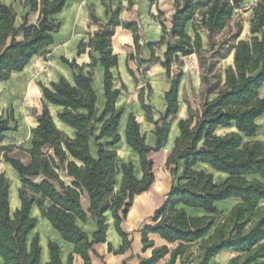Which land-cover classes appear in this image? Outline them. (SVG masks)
<instances>
[{
    "label": "trees",
    "instance_id": "16d2710c",
    "mask_svg": "<svg viewBox=\"0 0 264 264\" xmlns=\"http://www.w3.org/2000/svg\"><path fill=\"white\" fill-rule=\"evenodd\" d=\"M68 1L25 0L24 7H29L30 12L22 17L20 26H17L13 6L0 2V82L9 81L13 73L23 72L34 58L54 44L55 35L61 29L55 17ZM242 3L243 0H208L202 5L194 0L176 1L171 31L167 32L161 22L164 36L158 46L167 47L164 60L155 56V45H149L152 50L149 62L161 63L170 79V90L165 93V113L154 120V108L145 101V89L152 91L149 84L140 89L138 98L147 121L155 127V146L146 143L133 114L125 130L126 144L140 160L141 179L136 177L132 162L119 164L114 151L121 142L118 129L125 110L116 107L122 90L115 88L112 72V68L118 66V55L112 48L114 28L122 25L133 33L139 54L138 25L122 23L118 9L107 25L89 37L88 43L80 42L78 55L89 48L90 64L79 66L76 61L61 58L73 70L74 84L61 78L59 82L49 86L40 84V87L46 102L63 109L58 119L75 130V137L70 138L56 127L45 105L42 112L36 114L38 124L32 130V146L26 150L31 156L29 164L9 156V148H0L21 182L18 190L21 206L12 213L10 179L0 174V257L3 264H42L39 235L30 240L38 223L31 215L34 205L61 238L74 246V253L81 256L84 264H92L90 251L94 245L107 242L108 216L114 220L116 232L123 241L118 252L130 249L131 241L121 226L134 198L147 192L155 182V163L151 156L165 147L171 130L170 120L180 110L179 92L184 73L181 69L173 77L172 68L182 67V58L192 55L198 57L203 70L207 69L202 77L206 101L200 112L188 106V118L178 124L179 136L166 162L174 185L152 218L155 225L146 227L142 237L145 250L154 247L148 239L149 234L181 244L171 253L167 247L154 249L152 257L141 264H158L169 253L168 264H175L178 258L186 264L192 244L198 246L200 253L196 264H210L224 252L235 255L228 264H264V141L254 140L260 129L257 121L264 116V98L259 96L264 86V0L253 10L249 39L236 42L242 33V25L237 24V31L229 40L222 45L214 42L215 35L227 28ZM31 12L39 13L36 25L29 24ZM200 12L201 20L194 24V37H191L186 33V26L195 21ZM91 19L99 23L95 16ZM201 30L207 33L208 49L204 48ZM228 44H232L229 50L233 51V65L228 66L222 76L210 78L214 66L227 58L225 47ZM210 52L208 59L206 55ZM94 53H98L99 58ZM132 59L133 54L130 55ZM98 63L104 68L106 99L101 113L93 88V72ZM86 69L90 71L85 72ZM129 73L138 83L134 72L129 69ZM11 120V117L0 115V144L11 131ZM99 125L101 129L96 134ZM220 130L227 132L219 134ZM105 138L111 141L101 143ZM92 139L98 149L96 157L90 151ZM199 166L225 175V179L219 182L214 173L200 170ZM63 173L72 179L71 184L62 179ZM119 174H122V183L116 191ZM84 196L89 201L87 208L82 204ZM228 200H235L237 204L224 214L216 204ZM185 208L202 210L205 215L192 217ZM218 215L222 216L220 221ZM90 219L97 227L92 239L79 226V222L86 224ZM109 249L113 250L111 245ZM48 250L50 259L46 264H63L62 248L58 243L50 240ZM68 264H73L72 254Z\"/></svg>",
    "mask_w": 264,
    "mask_h": 264
},
{
    "label": "crops",
    "instance_id": "0c3cea01",
    "mask_svg": "<svg viewBox=\"0 0 264 264\" xmlns=\"http://www.w3.org/2000/svg\"><path fill=\"white\" fill-rule=\"evenodd\" d=\"M103 1H105V5L109 7V15H107V7L103 4ZM176 1L181 0L68 1L63 11L55 17V19L61 23V29L55 35L54 44L46 50V52L58 50L60 53L58 57H54L49 62L38 61L36 57L23 72L13 73L9 81L0 82V115H3L4 118H12L9 124L11 131L5 134L4 142L0 144V148H9V156L19 159L25 164H29L31 162V156L26 152V150L30 149L32 146V130L36 128L38 124L36 115H33L34 110L38 107L37 104L34 103L35 98L39 100L42 110L45 105L47 106L56 127L60 131L70 138L75 137V130L58 119V114L62 112L63 109L44 100L40 84L49 86L52 82H59L61 78L66 79L71 84H74V72L68 65L61 61V58H65L70 62L76 61L79 66L90 64L91 59L89 55V48H87L84 54L80 56L78 55L80 42L84 41L88 43L89 37L101 30L102 26L107 25L110 22L112 13L120 9L119 20L122 23H136L138 25L141 51L139 54L136 53L134 36L131 31L124 29L122 25L114 28L115 34L112 38V48L114 53L118 55V66L112 68V72L115 78V88L122 90V94L117 101L116 107L118 109L123 108L125 110L118 129L119 135L121 136V142L114 148V151L117 152V160L119 164L121 165L122 163L132 162L134 164L136 177L141 179L142 171L140 167V160L138 155L126 144L125 130L129 116L133 114L140 124L142 133L146 137V143L151 147L155 146V127L147 121L146 114L141 109L138 99L140 89L146 87L147 85L139 78V74L148 78L147 83L153 89V93H151L152 91L149 92L148 97H145V101L154 108L153 117L154 120H158L161 114H164L166 111L167 104L165 101V93L170 90V79L167 75V71L161 66V63L154 61L149 62L152 58V50L149 48V45H155L153 48L155 56L163 61L167 47L166 45L158 46L164 36L161 22H164L167 32H170L172 29V18L176 13ZM194 1L197 4L202 5H206L208 3V0ZM256 1L257 0H243V3L253 4ZM0 2L7 6H13L15 10V5L17 3L19 4L20 16L17 17V26L22 24V17L26 13L30 12L29 7H24L25 0H1ZM203 11H205V9ZM16 12L19 14L17 10ZM236 13L237 9L235 10L233 18L229 22L227 28L221 33L215 35L214 42H216V44H218V38L231 26L234 32L232 35L228 36L229 40L236 33L237 24L242 25V33L236 42L240 40H247L251 37L252 18L249 19L248 22L242 24L239 20H235L237 17ZM92 15L99 20V23H94L92 21ZM38 19L39 13L31 12L29 15V24L36 25ZM200 20L201 12L196 15L195 21L188 23L186 26V33L191 37H194V24L199 23ZM201 36L204 41V48L208 49L209 40L207 33L201 30ZM132 54L134 55V59L130 60V55ZM210 54H212V52H210ZM94 56L99 58L98 53H94ZM192 57L197 58L196 55H192L187 58H182V61ZM228 58L231 59L229 66L233 65V51H230L225 60ZM144 61L148 63H144ZM129 69L136 75L138 83H136L134 78L130 75ZM89 71V69L85 70V72ZM93 75V88L98 97L97 109L99 110V113H101L106 104L104 94V68L101 64L98 63L94 69ZM37 76H40V80L36 81L34 78ZM118 76L122 78L120 86L115 84ZM14 79H17V81ZM181 86L182 82L180 85L179 101H181ZM131 89L135 92L136 98L135 103H132L130 106L128 102H125V98L127 93L131 92ZM136 89L137 92L135 91ZM146 90L147 89H145V91ZM154 93L156 94L154 95ZM259 96L260 98H264V86L260 89ZM41 112L42 111L38 114ZM185 112H187L188 115V109L185 111L180 105L178 115L170 120L171 130L168 142L162 151L159 153H153L151 156L155 163V182L147 192L137 195L134 198L132 208L130 209L127 218L122 223V230L129 236V240L131 241L130 249L124 253L118 252L123 245V241L116 232L114 220L108 216L109 229L107 231V242L105 244L93 246L90 251L92 264H141L143 260H149L152 257L154 249L167 247L171 253L181 244L180 242L169 243L157 234H149L148 239L154 243V247L145 250L142 237L143 230L146 227H152L155 225L152 218L155 212L162 207L174 185V178L172 177L169 169L166 167V162L172 152L175 140L179 136L178 124L181 120L187 119ZM183 114L184 116H181ZM257 122L260 125V129L258 130L257 136L254 140L264 141V116ZM100 129L101 125L97 127L96 134H99ZM226 132L227 130H220L218 133L224 134ZM110 141V138H105L101 141V143L107 144ZM90 151L94 157L97 156L98 149L94 139L91 140ZM4 154V151L0 149V174H5L6 177L10 179V205L11 211L14 213L21 206L18 195L21 182L17 172L9 163L5 161ZM157 155H160V159L158 160L156 159ZM209 170V172L214 173L211 169ZM12 173L17 175L19 184L12 185ZM181 173L182 168L180 169V174ZM61 177L67 184L72 183V179L65 173L61 174ZM221 177H225V175L218 178L219 182L225 179L221 180ZM121 183L122 174H119L117 176L116 191L120 188ZM13 188L15 191H13ZM83 200L87 203L89 202L87 196H84ZM228 204L231 205L228 206ZM236 204L237 201L228 200L217 203L216 206L219 210L224 211V214H227ZM185 210L192 217L205 215L202 210L191 208H185ZM31 215L38 220V223L36 228L31 232L30 237L33 233H38L39 227L43 226L54 233L55 238L53 241L58 243L62 248L63 264H68V257L70 254L73 255V264H84L81 256L74 253V246L66 243L61 238L60 234L52 228L50 223L46 219L42 218L41 212L36 205L33 206ZM79 226L91 239L93 238L97 227L92 219H90L86 224L79 222ZM48 243L49 241L40 236L42 264L48 263L50 259ZM109 245H111L113 250L109 249ZM192 246L198 248L195 244H192ZM170 253L166 255V257L158 264H168L171 258ZM179 261H181L180 258L177 259L175 264H178Z\"/></svg>",
    "mask_w": 264,
    "mask_h": 264
},
{
    "label": "rangeland",
    "instance_id": "374dc122",
    "mask_svg": "<svg viewBox=\"0 0 264 264\" xmlns=\"http://www.w3.org/2000/svg\"><path fill=\"white\" fill-rule=\"evenodd\" d=\"M1 1V0H0ZM260 2V0H257L255 3L253 4H249V3H243L238 9H237V17H236V21L239 20L242 24L245 22H248L249 19H251L253 17V13H254V8L257 6V4ZM16 10L18 11L19 14H17V17L20 16V8H19V4L17 3L16 5ZM15 10V11H16ZM17 13V12H16ZM19 21V20H18ZM233 28L230 26L219 38H218V45H222V41H227L228 40V36L232 35L233 33ZM232 44H228V46L225 47V50L227 51V54L229 53V48ZM224 50V51H225ZM225 51V52H226ZM59 51L55 50V51H50V52H45L42 55L37 57L38 61L41 62H49L51 59H53L54 57H58L59 55ZM208 59L211 58V54L208 53V55H206ZM231 63V59L228 58L227 60H225L224 62H221L218 66H214V68L212 69V72L209 73V77L212 78V76L214 75H221L223 74L224 70L229 66V64ZM183 70L184 72V77L182 80V86H181V101H180V105L182 107L183 110L187 111L188 106H191V108L195 111V112H200L202 109V106L204 104V102L206 101V95H205V91H206V85L202 82V77L204 74H206L207 69L203 70L200 67V63H199V59L198 57H192L189 59H186L185 61H183V66L182 67H178V66H174L172 68V76L174 77L176 75V73L179 70ZM44 74V72H43ZM139 78L141 80H143L142 82L145 84L147 83L148 78L142 74H139ZM17 81V79H14ZM21 80V79H20ZM34 80H40V76H37L34 78ZM145 80V81H144ZM122 83V78L120 76H118V78H116L115 84L117 86H120V84ZM137 92V89L135 90ZM148 93L149 91L146 90L145 91V97H148ZM153 93V89L152 92ZM156 93H154L155 95ZM135 92L132 91L130 93H127V96L125 98V102H128V104L131 106L132 103H135ZM34 103L37 104V109L34 110L33 115L38 114L40 111H42V106L39 103L38 99H34ZM25 108V107H24ZM40 110V111H39ZM14 111V110H13ZM186 113V118H188L187 112ZM181 116H184L181 115ZM175 120V119H174ZM23 156V155H21ZM156 159H160V155L156 156ZM159 163V162H158ZM198 169L200 170H205L207 172H209V168L205 167V166H199ZM12 178H11V182L12 185H16L19 184L18 179H17V175L15 173H12ZM215 177L218 179L220 178V176L223 175H219L217 173H214ZM225 177H221V180H223ZM13 191L14 188H13ZM82 204L85 208H87L89 206V202H85L84 200H82ZM231 204H228V206H230ZM221 211V210H220ZM224 212V211H221ZM222 219L221 215L217 216V220L220 221ZM214 231V229H212V231L210 233H212ZM35 235H39V237H43V239H46L47 241H50L55 238V235L53 232H51L49 229L44 228L43 226H40L38 229V233H33V235L30 237V240L35 236ZM199 251L198 248L196 247H191L188 251V257L186 259L187 263L186 264H196L198 263V259H199ZM235 255L230 253V252H224L220 255H218L216 258H214V260L210 263V264H228L229 260L234 257ZM1 264V263H0ZM178 264H183L182 261H179Z\"/></svg>",
    "mask_w": 264,
    "mask_h": 264
},
{
    "label": "bare ground",
    "instance_id": "6f19581e",
    "mask_svg": "<svg viewBox=\"0 0 264 264\" xmlns=\"http://www.w3.org/2000/svg\"><path fill=\"white\" fill-rule=\"evenodd\" d=\"M0 263H1V264L3 263V260L1 259V257H0Z\"/></svg>",
    "mask_w": 264,
    "mask_h": 264
}]
</instances>
